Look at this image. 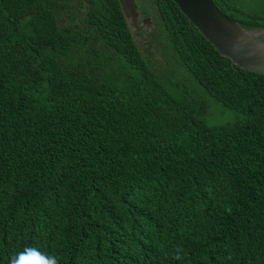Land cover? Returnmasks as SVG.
<instances>
[{"label": "trees", "instance_id": "16d2710c", "mask_svg": "<svg viewBox=\"0 0 264 264\" xmlns=\"http://www.w3.org/2000/svg\"><path fill=\"white\" fill-rule=\"evenodd\" d=\"M138 4L145 45L119 0H0V264L29 246L58 264H264V74L173 0ZM207 97L240 118L209 125Z\"/></svg>", "mask_w": 264, "mask_h": 264}, {"label": "water", "instance_id": "95a60500", "mask_svg": "<svg viewBox=\"0 0 264 264\" xmlns=\"http://www.w3.org/2000/svg\"><path fill=\"white\" fill-rule=\"evenodd\" d=\"M173 1L220 54L240 67L264 74V26L244 27L214 0ZM119 3L130 27L139 13L136 0H119Z\"/></svg>", "mask_w": 264, "mask_h": 264}, {"label": "rangeland", "instance_id": "374dc122", "mask_svg": "<svg viewBox=\"0 0 264 264\" xmlns=\"http://www.w3.org/2000/svg\"><path fill=\"white\" fill-rule=\"evenodd\" d=\"M138 1L137 11L139 12L136 16V20L130 26L133 36L137 40V43L140 45H145L147 39L146 34L153 30V18L151 15H146L139 7ZM237 6L243 9H254L258 12L264 11V0H237ZM209 100V107L205 120L209 125H219L227 121H233L240 118L238 112L234 109L224 107L221 103L214 100L213 98L207 97Z\"/></svg>", "mask_w": 264, "mask_h": 264}, {"label": "clouds", "instance_id": "9594fccd", "mask_svg": "<svg viewBox=\"0 0 264 264\" xmlns=\"http://www.w3.org/2000/svg\"><path fill=\"white\" fill-rule=\"evenodd\" d=\"M176 240H171V241H165L160 244H158V247L164 246L168 243L174 242ZM153 246V244H150ZM154 247V246H153ZM154 249L150 251L148 256L152 253ZM164 255L167 257L171 255V258L177 261H180L182 259L183 255V248L181 245H177L172 252L169 253H164ZM147 256V257H148ZM85 257L84 253H79L76 254V248H73L72 252L70 253L69 259H74V258H83ZM203 260H200L199 264H203ZM8 264H58V259L55 255H50L46 252H41L38 248L36 247H25L22 251L10 254L8 256V259L6 261Z\"/></svg>", "mask_w": 264, "mask_h": 264}]
</instances>
